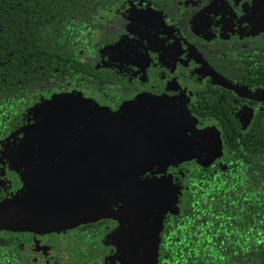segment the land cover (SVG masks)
<instances>
[{
    "label": "flooded vegetation",
    "instance_id": "flooded-vegetation-1",
    "mask_svg": "<svg viewBox=\"0 0 264 264\" xmlns=\"http://www.w3.org/2000/svg\"><path fill=\"white\" fill-rule=\"evenodd\" d=\"M85 42L88 44L81 48L80 59L101 73L104 82L93 88L39 94L4 124L0 133V201L14 193L27 192L29 172L35 183L30 190L48 189L56 185L60 176L78 168L85 157L101 161L99 154L91 153L116 125L157 134L169 132L163 158L170 162L164 166L163 173L171 175L178 187L186 175H200L216 167L223 168L230 162L232 154L225 148L222 138L221 120L226 112L233 115L243 134L264 102L240 97L225 88L220 80L235 84L214 73L204 57L211 51L206 50L208 47L246 49L264 44V0H115L99 12ZM222 90L255 104L232 100V105L224 108L219 105ZM138 97L148 105L142 112L134 113V109L128 108L129 111L124 112L125 120L115 117L126 103L132 105ZM65 102L68 105L62 106ZM59 114H62L59 121L62 132L56 126L46 132H29L25 128L27 124H40L43 120L54 126L52 123L57 122ZM52 128H59L62 135L57 141L52 139ZM40 135L43 137L38 142L29 143ZM183 143L192 146L188 159L173 163L172 150ZM160 151L154 158L161 159ZM97 166L100 168L98 163ZM155 169L158 168L144 171L139 177L151 176ZM133 183L137 181L130 184ZM103 184L96 179L87 184V190L99 198V205L103 207V216L98 220L44 234L0 231L17 237L16 249L20 256L28 257L34 264H56L50 257L42 262L37 257H29L23 244L43 255L45 246H53L52 237L60 235L66 237L67 243L70 239L76 240L78 250L82 238L76 232H88L90 225H99V230L103 229L99 235L82 233L84 239H93L88 240L86 247H94L95 251L88 252L98 257L95 254L99 248L97 243L101 240L102 247V237L112 233L133 214L130 207L123 209L125 211L117 210L128 197V191H132V185L129 187L123 176L105 191ZM176 192L171 201H177L174 210L160 212L162 214L156 219L159 222L152 226L157 247L160 220L186 206V193ZM6 239L0 235V240L6 242Z\"/></svg>",
    "mask_w": 264,
    "mask_h": 264
},
{
    "label": "trees",
    "instance_id": "trees-1",
    "mask_svg": "<svg viewBox=\"0 0 264 264\" xmlns=\"http://www.w3.org/2000/svg\"><path fill=\"white\" fill-rule=\"evenodd\" d=\"M114 1L0 0V133L39 94L104 82L101 73L80 59V50L88 44L85 36L99 12ZM206 50H211L204 57L214 73L264 92V44ZM232 100L255 104L221 91L220 106L227 108ZM221 124L231 160L180 181L187 203L160 220L158 264H264V102L243 134L229 112ZM102 231L95 224L88 232L78 230L81 246L68 264H104L88 252L95 251L86 247L92 238H83ZM15 249L16 241L0 240V264H34Z\"/></svg>",
    "mask_w": 264,
    "mask_h": 264
},
{
    "label": "water",
    "instance_id": "water-1",
    "mask_svg": "<svg viewBox=\"0 0 264 264\" xmlns=\"http://www.w3.org/2000/svg\"><path fill=\"white\" fill-rule=\"evenodd\" d=\"M219 83L240 97L264 101V92L248 91L222 80ZM169 134L119 125L111 127L97 143L98 148L91 153L99 154L101 161L85 157L78 168L58 178L54 185L58 187L30 190L14 197L16 201L11 204H8L11 200L2 202L0 230L44 234L98 220L103 216V207L99 205V198L87 190V184L100 180L105 191L121 176L168 164L170 161L164 160L163 154ZM159 150L161 159L154 158Z\"/></svg>",
    "mask_w": 264,
    "mask_h": 264
},
{
    "label": "rangeland",
    "instance_id": "rangeland-1",
    "mask_svg": "<svg viewBox=\"0 0 264 264\" xmlns=\"http://www.w3.org/2000/svg\"><path fill=\"white\" fill-rule=\"evenodd\" d=\"M63 105L68 104L65 102L62 104V106ZM147 106V103H145L143 100H140L138 97L132 105L126 103V106H123L122 111L117 113L115 117L125 120L126 115L124 112L129 111V109L132 108L134 109L132 112L140 113ZM61 117L62 114H59L57 122H55V120L53 121L52 124L54 126H49V124H46L47 120H43L40 122V124H27L25 125V128L29 132H46L50 127H62V125L59 123ZM61 127L60 130L62 132ZM52 129L54 131L52 134L53 141L59 140L62 136L58 131L59 128ZM28 137L31 138V136ZM42 137L43 136L41 135L36 136L34 140L29 143L34 144L35 141L38 142ZM174 145L176 144H173V146ZM191 149L192 146L190 144L183 143L182 145H177L172 150L171 161L175 163L178 161L187 160V155L191 152ZM165 165L162 164L157 167L158 169L153 170L154 172L151 171L153 172L150 173L151 176H143L140 178V173H143L144 171L123 176L125 181L127 180L129 182L128 186L130 187V185H132L133 189L132 191H128V197L122 201V203L117 207V210H123L127 207H130L133 211V214L126 218V220L122 222V225L114 228L112 233H108L102 237V247L101 240L97 243L99 248L95 254L97 253L98 258L102 261V263L158 264L159 251L157 250L158 247L155 242L156 238L154 236V230L152 229V226L159 222L156 219H158L162 213L168 211L171 212L174 210V206L177 205V201H171L176 197V191H178V193L180 192V188L179 186L177 187L175 185L173 177L163 173V171L166 170V168H164ZM28 179H30V184L25 185L26 191L30 190V188L32 189V187L35 185V183L31 180L30 172L28 173ZM120 180L122 179L120 178ZM132 181H137V183L130 184ZM20 193L21 192L12 194L3 202L11 200L8 204L13 203L16 201V198L14 197L18 196ZM125 195L126 192L124 197ZM160 212L162 213L159 214ZM6 238L8 241H16L17 237L15 235H8ZM52 240L53 246L52 244H50L51 248L45 246L43 255L39 254L37 250V253L33 252V250L30 249L31 247H29L26 243L23 244V248L29 257H37L40 262H42L46 257H50V260L55 261L56 264H67V262H70L73 258V251L76 250L78 245L77 241L70 239L67 243L66 237L60 235H54ZM35 249H37V247ZM137 249L139 250L138 252ZM100 254H102V256H100Z\"/></svg>",
    "mask_w": 264,
    "mask_h": 264
}]
</instances>
